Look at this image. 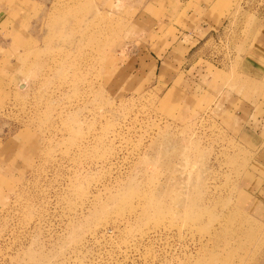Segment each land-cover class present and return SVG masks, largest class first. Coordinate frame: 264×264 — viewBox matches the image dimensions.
<instances>
[{
	"label": "rangeland",
	"instance_id": "rangeland-1",
	"mask_svg": "<svg viewBox=\"0 0 264 264\" xmlns=\"http://www.w3.org/2000/svg\"><path fill=\"white\" fill-rule=\"evenodd\" d=\"M31 1L12 15L31 42L0 71V264H264V135L199 113L176 86L209 65L250 80L264 116V75L238 69L264 0L202 8L218 19L170 89L109 81L146 51L133 27L143 0ZM157 28L149 41L172 33Z\"/></svg>",
	"mask_w": 264,
	"mask_h": 264
},
{
	"label": "crops",
	"instance_id": "crops-1",
	"mask_svg": "<svg viewBox=\"0 0 264 264\" xmlns=\"http://www.w3.org/2000/svg\"><path fill=\"white\" fill-rule=\"evenodd\" d=\"M22 1L25 0H0V71H9L14 68V60H9V58H12L15 51L19 52L25 42L30 43V38L33 37L31 33L19 29L20 21L12 17L16 7L20 6ZM27 1L32 2L31 0ZM109 1L103 0L104 3ZM188 1H142L140 14L134 20L133 27L135 31L142 33L144 40L138 46L140 48L145 46L146 51L141 54L135 49L130 55L128 54L124 65L122 67L117 65L111 71L109 81L127 86L135 82L144 83L154 77H162L166 81L170 80L169 89L174 87V80L178 78L179 72L185 69L187 63L198 59L199 49L193 47L199 41L200 33L210 27V23L218 19L207 9L214 3L216 4L218 0H193L191 6H188ZM130 4L136 5L137 1ZM219 5L225 7L229 5V2L226 3V0H222ZM204 7L207 8L203 10ZM223 8L220 10L223 11ZM219 19L223 21L225 18ZM11 20L13 25H9ZM154 22L159 23L158 26L164 25V31L167 26H172V33L162 36L160 40H156V38L149 41L148 35L158 30V26L155 29L151 28ZM240 64L238 69L244 75L249 76V79L254 80L253 77L260 76L261 73L264 75V19L254 30L251 43L243 53ZM179 80L180 83H176L177 90L181 91L179 95H186L187 103L194 104L199 113L201 110H214L218 113L220 120L239 135H264V116L256 112L261 99L260 96L253 95L255 89L251 90L248 83L250 80L240 79L232 83L228 78L226 79L217 71L210 69L209 65H206L205 69H202L197 76L187 74ZM232 85L235 86L233 92L229 88ZM250 127H253L254 130ZM259 149L261 153L264 151V138ZM18 150L20 157L30 159L33 155L29 149L20 147ZM261 162L264 171V159ZM256 176L258 177L256 173L254 175L247 174L242 181L244 180V184L248 185L251 180L257 179ZM260 182L261 184L256 188L264 193V177L260 176ZM242 189L245 190L244 186ZM263 199H261V203H255L262 215L264 214Z\"/></svg>",
	"mask_w": 264,
	"mask_h": 264
}]
</instances>
